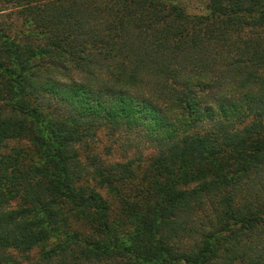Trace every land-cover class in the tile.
I'll return each mask as SVG.
<instances>
[{
    "label": "trees",
    "instance_id": "trees-1",
    "mask_svg": "<svg viewBox=\"0 0 264 264\" xmlns=\"http://www.w3.org/2000/svg\"><path fill=\"white\" fill-rule=\"evenodd\" d=\"M0 6V264H264V0ZM122 126L151 153L89 186Z\"/></svg>",
    "mask_w": 264,
    "mask_h": 264
},
{
    "label": "rangeland",
    "instance_id": "rangeland-1",
    "mask_svg": "<svg viewBox=\"0 0 264 264\" xmlns=\"http://www.w3.org/2000/svg\"><path fill=\"white\" fill-rule=\"evenodd\" d=\"M182 4L187 8V10L192 14H201L204 13V8L206 7V0H182ZM1 9V6H0ZM60 71V70H59ZM59 79L65 81L63 74H55ZM86 76H89L86 74ZM83 75L77 77V79H81ZM110 126V125H109ZM114 127H117L114 124ZM209 124H207V128H209ZM113 128V127H112ZM144 127H140L134 130H128L127 127L122 126V128L117 130H111L110 127H106V129H102L99 131L98 135L94 138H89L92 149H88L86 145H82L80 147L81 155L79 156L80 165H79V175L82 176V180L86 182L89 186L95 185L93 178H95V171L102 169L101 166L104 165H116L117 163H127L134 160L135 156L139 153L146 154L148 156L151 153V140H157L158 136L155 134L147 133ZM160 141V140H158ZM18 142L14 143H5L6 149L3 151L4 153H10L14 146H18ZM155 148V147H154ZM121 171L118 170L117 174H120ZM98 176H96V179ZM100 178V177H99ZM98 191L101 195L105 196L110 203V199L103 191V189ZM67 210V209H66ZM65 209L62 211H66ZM73 219H68L67 222L61 223L55 229V233L58 234L57 237L59 240L50 241L51 247L58 246L63 244L64 236L70 238L72 235L68 228H72L78 230V227L75 224ZM71 223V226L68 227L67 224ZM14 258H18L16 261L23 262L26 264L25 260H22L18 252L13 253Z\"/></svg>",
    "mask_w": 264,
    "mask_h": 264
}]
</instances>
